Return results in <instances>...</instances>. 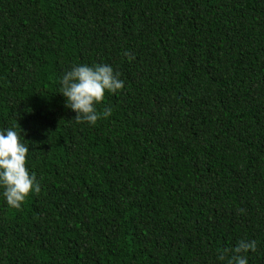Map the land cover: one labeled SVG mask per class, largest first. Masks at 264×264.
Listing matches in <instances>:
<instances>
[{
  "label": "trees",
  "instance_id": "trees-1",
  "mask_svg": "<svg viewBox=\"0 0 264 264\" xmlns=\"http://www.w3.org/2000/svg\"><path fill=\"white\" fill-rule=\"evenodd\" d=\"M127 53V55H125ZM124 87L77 123L73 64ZM40 191L0 196V264H264V0H0V129Z\"/></svg>",
  "mask_w": 264,
  "mask_h": 264
},
{
  "label": "clouds",
  "instance_id": "clouds-1",
  "mask_svg": "<svg viewBox=\"0 0 264 264\" xmlns=\"http://www.w3.org/2000/svg\"><path fill=\"white\" fill-rule=\"evenodd\" d=\"M58 83L57 91L65 106L74 111L76 122L89 125L112 114L110 106L98 109L105 92L116 94L124 87L120 73L105 63L73 64L59 77ZM28 150L14 126L0 129V196L11 208L19 209L29 193L40 191L37 177L26 167ZM255 250V240L240 239L218 254L217 260L222 264H247L245 253Z\"/></svg>",
  "mask_w": 264,
  "mask_h": 264
}]
</instances>
